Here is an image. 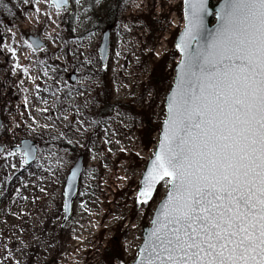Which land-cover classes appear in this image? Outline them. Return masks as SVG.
Segmentation results:
<instances>
[{
    "label": "rangeland",
    "instance_id": "rangeland-1",
    "mask_svg": "<svg viewBox=\"0 0 264 264\" xmlns=\"http://www.w3.org/2000/svg\"><path fill=\"white\" fill-rule=\"evenodd\" d=\"M69 3V12L57 15L48 0L39 5L35 0H0V145L9 148L29 140L41 155L63 157L65 169L79 157L84 164L66 224L63 183L37 167L55 168V160L0 170V264H119L112 258L118 256L130 264L142 229L150 223L151 211L138 209L135 196L156 143V134L148 132L163 118V97L178 61L174 39L183 27L182 0ZM37 6L43 11L36 13ZM108 11L116 13L111 26L101 22ZM106 30L111 37L107 68L97 54ZM28 37L39 38L44 46L33 53ZM5 43L17 49L18 62L38 77L35 82L21 70L13 75L16 58ZM45 66L48 76L43 75ZM35 84L47 105L36 95ZM53 92L63 101L54 108ZM46 106L50 111L41 112ZM81 121L87 122V131L77 132ZM44 124L53 127H40ZM106 138L112 143H105ZM42 187L47 191L41 192Z\"/></svg>",
    "mask_w": 264,
    "mask_h": 264
},
{
    "label": "snow or ice",
    "instance_id": "snow-or-ice-1",
    "mask_svg": "<svg viewBox=\"0 0 264 264\" xmlns=\"http://www.w3.org/2000/svg\"><path fill=\"white\" fill-rule=\"evenodd\" d=\"M48 2L57 15L69 10V0ZM75 3L80 6L81 0ZM182 8L183 28L175 43L179 60L163 97L156 148L135 196L138 209L151 211L150 227L142 233L132 264H264V0H217L215 5L182 0ZM209 17L215 21L211 27ZM28 46L33 53L41 48L38 40ZM4 49L16 58L13 75L21 70L35 82L38 77L18 62L17 49L6 43ZM100 51L103 59L105 50ZM43 75L48 76L47 66ZM34 86L47 105L40 85ZM51 95V107L63 103ZM86 124L79 122L76 131H87ZM105 143L112 141L106 138ZM0 157V170L55 160V168L37 167L63 183V212L70 214L79 167L65 169L63 157L43 156L27 140L9 148L0 145Z\"/></svg>",
    "mask_w": 264,
    "mask_h": 264
},
{
    "label": "water",
    "instance_id": "water-1",
    "mask_svg": "<svg viewBox=\"0 0 264 264\" xmlns=\"http://www.w3.org/2000/svg\"><path fill=\"white\" fill-rule=\"evenodd\" d=\"M210 2L213 4V5H215L216 3H213L212 2V0H210ZM53 7H54V9L55 10H57L56 9V7L54 6V5H52ZM67 7H68V9H69V7H70V3L67 5ZM67 12H69V10L67 11ZM182 17H183V8H182ZM209 21H210V24H209V26L211 27L214 23H215V21H214V19L212 18V17H209ZM183 28V27H182ZM182 31V29L179 31V33L177 34V36L175 37V39H174V48H175V43H176V41H177V39H178V37H179V34H180V32ZM33 40H38L39 42H40V44H41V48L44 46L43 45V43L39 40V38H37V37H28V42H29V44L33 41ZM101 49H104L105 51L103 52V59H101ZM109 49H110V32L109 31H105L103 34H102V36H101V40H100V45H99V47H98V58H99V61H100V65H101V67H104L106 64H107V61H108V59H109ZM176 49V48H175ZM179 60V59H178ZM173 77H174V75H173ZM75 80V78L73 77V79H72V82ZM173 80V79H172ZM1 126H2V122H1V119H0V128H1ZM157 137H158V134H157ZM23 141H25V140H23ZM23 141H21L20 143H22ZM29 143H31V144H33L31 141H29V140H27ZM156 143H157V140H156ZM34 145V144H33ZM155 148H156V144H155V146H154V150H153V152L155 151ZM151 158V157H150ZM150 158L147 160V162H149V160H150ZM147 162H146V164H147ZM33 162H31V164H32ZM146 164H145V166H144V169H143V171L145 170V167H146ZM75 167H79V169H80V174L78 175V177H77V179H76V186H75V188H74V190H73V196H72V208H71V212H70V214H65L64 212H63V204H62V212H63V221H62V223L63 224H66L68 221H69V219L72 217V213H73V205H74V202L76 201V199H77V197H78V195H79V190H80V181H81V177H82V175H83V168H84V165H83V158L82 157H79L78 159H77V161L74 163V165L71 167V168H75ZM140 179H141V176H140ZM140 179H139V181H140ZM138 184H139V182H138ZM62 201H63V197H62ZM65 217H67L66 219H65ZM147 227H150V224H149V226H147ZM147 227H144L143 229H142V233H143V231L147 228ZM142 233H141V243H142V241H143V235H142ZM140 243V244H141ZM130 264H132V262L130 263Z\"/></svg>",
    "mask_w": 264,
    "mask_h": 264
},
{
    "label": "trees",
    "instance_id": "trees-1",
    "mask_svg": "<svg viewBox=\"0 0 264 264\" xmlns=\"http://www.w3.org/2000/svg\"><path fill=\"white\" fill-rule=\"evenodd\" d=\"M115 16H116V13H111L110 11H108V12L106 13V15L104 16V18L101 19V22H103L104 25L111 26V24H112L113 19L115 18ZM149 126H150V125L147 124L148 130H149ZM158 131H159V126H156V127L154 126V127L151 128V131L148 132V135H149V134H150V135H151V134H157ZM150 135H149V136H150ZM152 144H153V143H152ZM112 258H113V260H117L118 262L121 261L120 256H118V257H112Z\"/></svg>",
    "mask_w": 264,
    "mask_h": 264
},
{
    "label": "bare ground",
    "instance_id": "bare-ground-1",
    "mask_svg": "<svg viewBox=\"0 0 264 264\" xmlns=\"http://www.w3.org/2000/svg\"><path fill=\"white\" fill-rule=\"evenodd\" d=\"M40 11H43V8H41Z\"/></svg>",
    "mask_w": 264,
    "mask_h": 264
}]
</instances>
